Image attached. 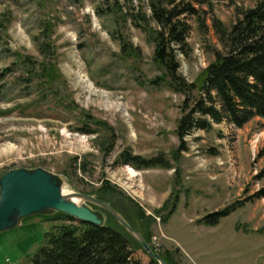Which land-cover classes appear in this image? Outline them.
<instances>
[{
    "label": "rangeland",
    "instance_id": "374dc122",
    "mask_svg": "<svg viewBox=\"0 0 264 264\" xmlns=\"http://www.w3.org/2000/svg\"><path fill=\"white\" fill-rule=\"evenodd\" d=\"M180 1L197 11L182 16L192 31L188 48L177 51L180 74L198 83L222 49L214 20L229 28L264 0ZM152 16L150 0H0V177L41 167L64 179L66 194L88 195L108 181L119 192L111 199L173 264H264V198L252 199L264 189V120L241 129L214 124L182 144L176 131L185 97L161 80ZM125 43L136 56L123 55ZM27 57L37 63L34 71L44 62L59 69L44 99L45 79L28 75ZM88 115L106 122L114 137L83 133ZM127 149L163 155L170 168L117 164ZM233 205L239 207L217 225L203 222ZM61 224L37 216L1 233L0 264H30ZM134 258L151 260L144 249Z\"/></svg>",
    "mask_w": 264,
    "mask_h": 264
},
{
    "label": "trees",
    "instance_id": "16d2710c",
    "mask_svg": "<svg viewBox=\"0 0 264 264\" xmlns=\"http://www.w3.org/2000/svg\"><path fill=\"white\" fill-rule=\"evenodd\" d=\"M190 3L180 0H150L152 19L160 28L152 33L155 44L154 62L163 69L165 77L161 80L167 87L185 97L176 131L182 144L193 132L208 131L214 124L228 122L241 129L255 118L264 120V1L243 12L242 18L229 28L214 20L213 26L222 49L215 51L214 61L203 71L198 83H189L180 74L181 65L177 55V51L184 53L188 48L192 31L190 24L182 16L197 14ZM43 46L46 54L47 47ZM122 52L126 57L136 56V50L126 43ZM42 64L46 68L34 71L37 63L31 57L24 61L29 76H39L41 83L45 79L46 84L42 86L41 93V99H44L47 89L52 88L51 84L58 79L60 73L56 64ZM90 119L91 123H84L87 127L81 129L83 133L92 135L105 132L109 137H114L112 128L106 122L92 119L88 115V120ZM92 123L96 126V131L88 127ZM117 164L129 165L136 170L170 168L163 155L145 158L134 155L129 149L119 155ZM116 194H119L118 189L108 181L102 182V186L95 192L100 200L112 205L136 229L111 199ZM261 198H264V189L252 199ZM177 203V200L173 203L169 216L176 210ZM238 207L239 205H233L209 214L204 217L203 222L215 226ZM137 211L139 219L145 221L148 218L140 207ZM43 218L58 220L63 224L47 235L45 243L30 264H142L134 258V253L143 248L108 214L105 227L80 222L62 213ZM143 235L149 243L150 236ZM160 255L167 264L172 263L169 256ZM150 264L158 262L151 259Z\"/></svg>",
    "mask_w": 264,
    "mask_h": 264
},
{
    "label": "water",
    "instance_id": "95a60500",
    "mask_svg": "<svg viewBox=\"0 0 264 264\" xmlns=\"http://www.w3.org/2000/svg\"><path fill=\"white\" fill-rule=\"evenodd\" d=\"M64 179L44 168H18L0 177V234L19 228L26 219L51 217L58 213L97 227H105L107 214L144 249L148 256L167 264L112 205L97 195L64 192ZM97 207L98 209H94Z\"/></svg>",
    "mask_w": 264,
    "mask_h": 264
},
{
    "label": "bare ground",
    "instance_id": "6f19581e",
    "mask_svg": "<svg viewBox=\"0 0 264 264\" xmlns=\"http://www.w3.org/2000/svg\"><path fill=\"white\" fill-rule=\"evenodd\" d=\"M68 194V193H67Z\"/></svg>",
    "mask_w": 264,
    "mask_h": 264
}]
</instances>
